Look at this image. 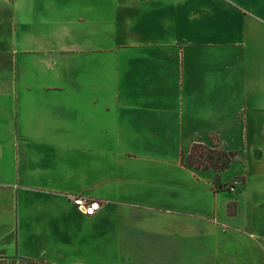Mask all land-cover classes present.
Returning <instances> with one entry per match:
<instances>
[{
  "label": "crops",
  "instance_id": "obj_1",
  "mask_svg": "<svg viewBox=\"0 0 264 264\" xmlns=\"http://www.w3.org/2000/svg\"><path fill=\"white\" fill-rule=\"evenodd\" d=\"M40 260L264 264V0H0V264Z\"/></svg>",
  "mask_w": 264,
  "mask_h": 264
},
{
  "label": "trees",
  "instance_id": "obj_2",
  "mask_svg": "<svg viewBox=\"0 0 264 264\" xmlns=\"http://www.w3.org/2000/svg\"><path fill=\"white\" fill-rule=\"evenodd\" d=\"M236 157L235 152L225 151L218 145L215 148H209L202 144H195L188 154H182L181 161L185 167L194 171L223 172L230 167Z\"/></svg>",
  "mask_w": 264,
  "mask_h": 264
},
{
  "label": "built area",
  "instance_id": "obj_3",
  "mask_svg": "<svg viewBox=\"0 0 264 264\" xmlns=\"http://www.w3.org/2000/svg\"><path fill=\"white\" fill-rule=\"evenodd\" d=\"M236 186L238 185L235 182ZM235 187L231 186L230 190H234ZM70 201L76 206V208L86 216H94L100 210L99 202H96L88 197L81 195L69 196Z\"/></svg>",
  "mask_w": 264,
  "mask_h": 264
},
{
  "label": "rangeland",
  "instance_id": "obj_4",
  "mask_svg": "<svg viewBox=\"0 0 264 264\" xmlns=\"http://www.w3.org/2000/svg\"><path fill=\"white\" fill-rule=\"evenodd\" d=\"M235 182H237L238 185H240V183H241L240 180H235V181L231 184L232 186L235 187V189H234V190H230V187H231V186H229V190H230V191H236V189L238 188V185L236 186ZM251 237L254 238V239L256 238V237L253 236V235H251ZM36 264H47V263H44L43 260H40V261H38Z\"/></svg>",
  "mask_w": 264,
  "mask_h": 264
}]
</instances>
